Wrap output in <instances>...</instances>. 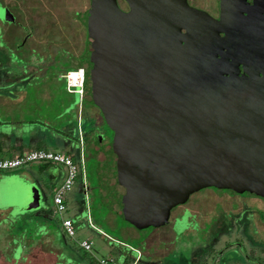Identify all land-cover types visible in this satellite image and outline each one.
I'll list each match as a JSON object with an SVG mask.
<instances>
[{
  "label": "water",
  "instance_id": "1",
  "mask_svg": "<svg viewBox=\"0 0 264 264\" xmlns=\"http://www.w3.org/2000/svg\"><path fill=\"white\" fill-rule=\"evenodd\" d=\"M123 1L127 10L88 0L82 13L79 68L113 134L96 152L111 173L100 185L107 205L142 229L202 188L264 198L262 86L226 93L218 62L206 65L208 41L226 40L217 32L230 24V0H218L216 19L186 0Z\"/></svg>",
  "mask_w": 264,
  "mask_h": 264
},
{
  "label": "rangeland",
  "instance_id": "2",
  "mask_svg": "<svg viewBox=\"0 0 264 264\" xmlns=\"http://www.w3.org/2000/svg\"><path fill=\"white\" fill-rule=\"evenodd\" d=\"M87 6L88 0H0V22L8 26L3 35L6 45L0 35V86L21 83L12 89L0 87V147L8 150L15 141L23 140L25 151L66 152L65 144L50 143L65 138L61 127L74 116L72 103L80 102L85 109L77 107L74 126L80 146L81 142L85 145L81 146L84 178L77 177L63 195L65 210L57 213L52 203L61 165L31 161L0 169V226H11L15 234L27 237L40 224L50 229L60 226L59 215L72 217L74 235L55 238L75 246L82 239L90 240V251L84 254L91 264H99V259L116 264H264L263 197L202 188L172 207L166 222L142 229L124 221L120 207L107 205L109 198L101 195L100 185L111 173L102 163L97 170L91 144L99 137L103 146H95V151L104 152L112 132L97 116L91 97L77 101V94L67 90L64 78L59 77L70 64H80L86 35L82 13ZM120 6L125 7L123 2ZM90 86L91 80L85 76L86 91ZM68 104L73 113L66 110ZM89 113L96 116L92 123L86 121ZM5 157L1 148L0 158ZM72 159L77 161L75 155ZM134 251L147 254L136 259Z\"/></svg>",
  "mask_w": 264,
  "mask_h": 264
},
{
  "label": "flooded vegetation",
  "instance_id": "3",
  "mask_svg": "<svg viewBox=\"0 0 264 264\" xmlns=\"http://www.w3.org/2000/svg\"><path fill=\"white\" fill-rule=\"evenodd\" d=\"M120 2L124 3V8L120 6ZM117 3L122 10H127L123 0H117ZM186 3L215 19L219 16L218 0H186ZM231 6L233 14L230 24L217 32L226 40L224 39V44L221 41H208L207 48L210 49L206 56L209 60L205 58L206 65L214 66L218 62L217 66L223 71L221 78L227 86L226 93L231 88L241 93L249 83L262 86L264 91V0H230L229 7ZM197 50L195 47V51ZM90 133L87 138H90ZM87 146H90L89 143ZM91 147L96 153L94 141Z\"/></svg>",
  "mask_w": 264,
  "mask_h": 264
},
{
  "label": "crops",
  "instance_id": "4",
  "mask_svg": "<svg viewBox=\"0 0 264 264\" xmlns=\"http://www.w3.org/2000/svg\"><path fill=\"white\" fill-rule=\"evenodd\" d=\"M7 27H8L7 24H2L0 22V30H1L0 35H2L1 39L4 45L6 44L4 42L5 38L3 35H4V32H6L5 30ZM46 55L47 53L44 52V56ZM45 58L46 57H41V56L39 57L40 61H42V59L43 61H45ZM61 75H59V77L62 78ZM72 81L76 83L79 82V81H74V80ZM18 84H21V83L20 82L7 83L4 85H1L0 87L7 86V88L12 89V88H17V86H20ZM65 87L67 88L66 84H65ZM68 89L69 88H67V90ZM71 91L74 92L75 94L77 93V101H78L81 98L80 96L81 93L79 94L76 91V88H70V92ZM84 99L87 100V97H84ZM79 104L80 102L75 103V104L72 103V105L74 106L73 108L74 113L72 112V109H70L71 108L70 104L66 106V110H69L70 112L74 114L72 119L76 118L77 107L80 109ZM72 119H69L67 124L64 127L63 126L61 127L62 132H66V134L64 135L65 138L63 139V141L61 139H58L56 141H52L50 145L53 143H63L66 146L64 151L66 150L73 151L75 153L77 149H75L74 146H76V148L78 146L79 149H81V147L79 144H76L73 138L74 132L72 136L68 135L69 129L71 127H74L72 125ZM28 143L32 145L33 140H29ZM1 148L4 150L6 157H13L16 154L25 151L26 145H24L23 140L22 141L19 140V141H15V143L12 144V147H9L8 150L6 149V146L0 147V150ZM62 175H63V172H61L60 177L58 178L57 185L60 184L62 180ZM8 211H10V208H8ZM0 218H3V217L0 216ZM70 218L72 219V217ZM58 221L60 223L59 218H58ZM8 227L10 228L8 229ZM8 227L0 226V264H91V262L87 259V257L84 254L85 252L88 253L89 251L82 249L78 243L75 246L71 243L69 244L64 239L60 240L58 238H55V236L57 237L58 235H61V234L66 236L61 229V225L52 227V229H50L48 226L40 224V226H38L39 228L32 231L33 234L29 233L27 237H25L23 233H21V235L15 234L14 229L11 230L12 227L11 226H8ZM135 254H136L135 258L137 259V257L139 258L143 257V255H146L147 253L146 252L143 253L142 251H140L138 255L136 252ZM121 263L124 264V262H121Z\"/></svg>",
  "mask_w": 264,
  "mask_h": 264
},
{
  "label": "built area",
  "instance_id": "5",
  "mask_svg": "<svg viewBox=\"0 0 264 264\" xmlns=\"http://www.w3.org/2000/svg\"><path fill=\"white\" fill-rule=\"evenodd\" d=\"M70 72L80 73L79 82L74 84L69 82L68 74ZM61 76L64 78L65 84L67 88H69V91L70 88H76V91L79 94L81 93L82 85H83V70L81 68H77L72 71H67ZM37 160L59 163L62 167V172H63L62 180L52 193V203L55 206V211L60 214L63 210H65L63 195L73 187L77 177L79 179L84 178L82 153L81 151H79L77 161H74L70 156L60 151L34 149V150L18 153L13 157L0 158V169L16 168L25 163L31 161H37ZM59 219L63 233L68 237H72L74 235V226L72 219L70 217H62L61 215H59ZM78 244L82 249L86 251H90L91 248L90 240L82 239L78 242ZM99 264H116V263L113 260L107 261L105 259H99Z\"/></svg>",
  "mask_w": 264,
  "mask_h": 264
},
{
  "label": "trees",
  "instance_id": "6",
  "mask_svg": "<svg viewBox=\"0 0 264 264\" xmlns=\"http://www.w3.org/2000/svg\"><path fill=\"white\" fill-rule=\"evenodd\" d=\"M70 66H71V68L66 69L64 72L75 70V69H77V68L80 67V64H79V63H77V64H75V65L70 64ZM64 81H65V80H64ZM76 94H77V93H76ZM80 96H81V98H80L79 100L81 101V103L83 102L84 97H87V99H90V98H89L90 96H89L88 92L86 91V89H85V87H84V78H83V85H82V91H81ZM92 104L94 105V103H92ZM79 105H80V104H79ZM94 106H95V108L97 109V110H96V112H97V116H98L99 118L103 119V118H102V114H101L99 108H98L96 105H94ZM81 109H82V110H85V109L82 107V104L80 105V110H81ZM73 119H74V118H73ZM92 119H96V116H95V115H92V116H91V114H89V116H88V118H87L86 121H90V122L92 123ZM83 122H84V121H83ZM75 123H76V118H75L74 120H72V125L75 126V125H74ZM107 128H108V127H107ZM86 130H87L86 127H83V132H85ZM73 132H74V134H75V127H71V128L69 129V131H68V135L72 136ZM110 133H111V130H110ZM74 134H73V138L75 139L76 144H79V142H78V137L75 136ZM112 137H113V134H112ZM79 145H80V144H79ZM81 146H82V142H81ZM81 146H80V147H81ZM81 148H82V147H81ZM92 150H93V149H92ZM79 151H81V149L78 148V150H76L75 153H71L70 151H66V152H63V153H65L66 155L70 156L71 158H72L73 155H75V156L78 158ZM92 156L96 159V161H98V168H97V170H99V164L102 163V160L100 159L101 157H100V155H97L95 152H93V155H92ZM82 157H83V156H82ZM84 159H85V157H84ZM84 161H85V160H84ZM104 163H105V160H104ZM79 176H80V175H79ZM229 191H230V190H229Z\"/></svg>",
  "mask_w": 264,
  "mask_h": 264
},
{
  "label": "bare ground",
  "instance_id": "7",
  "mask_svg": "<svg viewBox=\"0 0 264 264\" xmlns=\"http://www.w3.org/2000/svg\"><path fill=\"white\" fill-rule=\"evenodd\" d=\"M75 73H77V72H70L68 75H69V78L71 79V80H74V81H79L80 80V76L79 77H74L73 76V74H75ZM78 74H80V73H78Z\"/></svg>",
  "mask_w": 264,
  "mask_h": 264
}]
</instances>
